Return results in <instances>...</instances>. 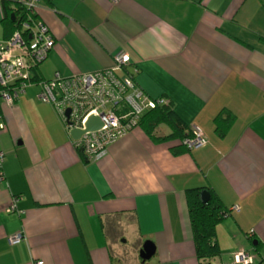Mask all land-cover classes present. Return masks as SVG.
<instances>
[{"label": "crops", "instance_id": "obj_1", "mask_svg": "<svg viewBox=\"0 0 264 264\" xmlns=\"http://www.w3.org/2000/svg\"><path fill=\"white\" fill-rule=\"evenodd\" d=\"M38 13L55 39L43 80L113 68L126 52L132 63L118 75L171 102L204 144L175 157L174 144L134 128L87 160L32 85L17 107L0 106V264H237L240 253L264 263L263 1L40 0ZM228 115L236 120L220 137L216 120ZM192 189L229 211L210 260L197 257ZM147 241L156 253L143 262Z\"/></svg>", "mask_w": 264, "mask_h": 264}, {"label": "built area", "instance_id": "obj_2", "mask_svg": "<svg viewBox=\"0 0 264 264\" xmlns=\"http://www.w3.org/2000/svg\"><path fill=\"white\" fill-rule=\"evenodd\" d=\"M16 3L21 12L19 11L18 16L14 15L21 30L16 31L9 40H0V106L12 108L18 106L19 98L34 85V69L47 59L55 47V39L47 24L35 18L40 0H16ZM113 60V68L95 74L70 79L56 76L55 80L49 83H41L43 92L39 95L40 101L55 108L68 132L74 129L84 130L91 116H96L102 121L101 131L88 133L80 142L75 143L87 160H99L104 157L111 144L137 128V123L146 110L167 103L147 101L132 79L124 80L118 75L119 71H124L131 65L130 55L119 52L114 55ZM137 74L136 69L133 75ZM124 106L128 112L122 115L121 108ZM3 129L5 124L0 116V131ZM203 144L204 141L198 135L188 141V146L192 149ZM4 157V154H0V180L3 179ZM22 240L23 236L17 235L9 242L11 245H17ZM236 262L254 263L253 259L244 253L237 256Z\"/></svg>", "mask_w": 264, "mask_h": 264}, {"label": "trees", "instance_id": "obj_3", "mask_svg": "<svg viewBox=\"0 0 264 264\" xmlns=\"http://www.w3.org/2000/svg\"><path fill=\"white\" fill-rule=\"evenodd\" d=\"M15 6V7H13ZM16 0H8L3 2L4 11V37L3 40H9L16 31L21 30L19 21L11 20V16L20 14V9L17 8ZM20 11V12H19ZM35 18L40 20L39 13ZM40 66L34 69L33 82L49 83L50 81L43 80L40 73ZM121 114H126L128 109L121 108ZM236 118L233 115H228L225 119L218 117L216 120V132L220 137H224L234 124ZM167 127L169 133L162 134L161 128ZM137 128L145 133V135L157 145L174 144L170 148V152L175 156H182L190 152L192 148L188 146V141L195 139L196 134L187 128L185 124L176 116L173 109V104L167 102L165 105H158L155 109L146 110L141 115ZM82 152V151H81ZM198 189L189 190V206L190 217L193 225L194 241L197 249V257L200 260H210L219 255L220 249L217 244V226L223 223L229 217V211L223 204L219 196L210 189H207L209 198L206 202L201 198ZM257 251L260 249L256 248ZM260 264H264L260 262Z\"/></svg>", "mask_w": 264, "mask_h": 264}, {"label": "water", "instance_id": "obj_4", "mask_svg": "<svg viewBox=\"0 0 264 264\" xmlns=\"http://www.w3.org/2000/svg\"><path fill=\"white\" fill-rule=\"evenodd\" d=\"M15 15L13 14L11 16V20L13 22H15ZM70 115V111L67 112V116ZM103 128V123L102 121L96 117V116H91L89 117V119L87 120L86 124H85V129H74L71 130L69 132L70 137L72 138V140L74 142H80L82 140V138L87 135L88 133H98L99 131H101ZM209 198V196L206 193L202 194V199L204 202H206V200ZM156 253V248L154 246V244L151 241H147L141 252H140V258L142 259L143 262H147L150 261Z\"/></svg>", "mask_w": 264, "mask_h": 264}, {"label": "bare ground", "instance_id": "obj_5", "mask_svg": "<svg viewBox=\"0 0 264 264\" xmlns=\"http://www.w3.org/2000/svg\"><path fill=\"white\" fill-rule=\"evenodd\" d=\"M16 17V16H15ZM16 20V19H15ZM54 49V48H53ZM52 49V50H53ZM51 50V51H52ZM51 53V52H50ZM49 56V55H48ZM131 57V56H130ZM48 58V57H47ZM127 69H128V67H127ZM127 69H125V70H127ZM124 70V71H125ZM136 88L138 89V90H140V88L136 85ZM141 91V90H140ZM143 93V92H142ZM143 96H144V98L147 100V101H154V102H163L164 100L162 99V100H153V99H151V98H149V97H147L144 93H143Z\"/></svg>", "mask_w": 264, "mask_h": 264}, {"label": "rangeland", "instance_id": "obj_6", "mask_svg": "<svg viewBox=\"0 0 264 264\" xmlns=\"http://www.w3.org/2000/svg\"><path fill=\"white\" fill-rule=\"evenodd\" d=\"M263 1V3H264V0H262ZM53 80H55V78L53 79ZM53 80H50V81H53ZM36 84V83H35ZM34 84V85H35ZM40 86H41V92H40V94L43 92V87H42V85H41V83H38ZM27 92V91H26ZM26 94V93H25ZM39 94V95H40ZM162 130H163V133H169V130L167 129V127H162L161 128Z\"/></svg>", "mask_w": 264, "mask_h": 264}]
</instances>
